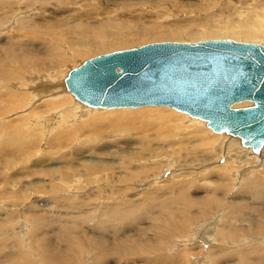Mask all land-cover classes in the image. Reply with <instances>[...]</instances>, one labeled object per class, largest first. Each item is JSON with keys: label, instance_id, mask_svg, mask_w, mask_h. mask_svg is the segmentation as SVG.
<instances>
[{"label": "rangeland", "instance_id": "1", "mask_svg": "<svg viewBox=\"0 0 264 264\" xmlns=\"http://www.w3.org/2000/svg\"><path fill=\"white\" fill-rule=\"evenodd\" d=\"M227 1L226 3L224 0H82V8L80 7L78 11L80 12L79 17L84 10L104 12L106 9L110 11V8L116 12V17L123 16L136 21V23L130 22V26H126L127 33L137 34L144 31L146 35L139 39L133 37L135 39L121 46L115 45L108 49L109 45H107L89 54L78 55L68 70L90 56L111 50L135 47L154 41H175V39L163 38L162 35L152 36L150 32L152 24L163 25L177 19V22L180 20L183 26L191 24L194 27V24L204 20L223 24L221 21L226 19L230 18V21L238 19L234 17H237L240 12L244 13L243 10L246 9L243 8L244 0ZM194 7L198 11H192ZM24 11L26 14L34 15L36 13L35 15L38 17L36 20H43L39 17L42 10H38L37 6ZM25 13L23 12L21 15L25 16ZM66 13L67 11L62 14ZM73 13L76 15V12ZM62 14L61 16H63ZM43 15L44 18H49L52 23L61 26L62 19L60 18L62 17L59 16V11L55 12L53 17H50L48 12H44ZM80 19L82 21L85 18ZM57 22L59 23L57 24ZM60 26H58V30L63 31ZM186 34L188 33H182L179 37H186ZM120 35H124L122 31H108L106 33L109 41L107 44L115 40H111L112 37L117 38ZM204 38L203 31H200L192 41ZM70 96L75 100L71 94ZM41 102L42 98L37 97V101L35 100L29 108L25 106L20 112H26L34 107L35 111L42 115L43 110H46L47 107L43 105L37 109L36 107ZM250 103L247 101L240 106ZM93 108L102 107L93 106ZM117 108L123 109V107ZM15 115L18 114H14L10 118L15 119ZM185 117L187 123L192 122L190 119H198L188 114ZM198 120L202 121L204 126L211 131L205 125L204 120ZM61 122V119H56L53 124L47 122V125L50 123L48 126L44 127L43 125L44 139L42 141L39 140L40 129H35L34 135L38 137L36 140L35 137L33 140L31 139L32 142H18L19 137L16 141L9 139L8 145L4 143L0 146V264H48L44 257L46 254L59 257L68 261L69 264H162L158 259L159 256H166L170 260L173 259V256L176 259L181 258L180 246L176 244V238L174 239L175 235H178V230L174 232V235H170L166 226V235L164 236L160 232L162 225L168 224V214H174L183 220L190 219L191 224L186 232L190 241L185 249L192 248L198 251L202 248L203 250L199 251L198 255L207 256L210 259L207 261L208 264L215 263L209 255L208 249L211 247L236 248L240 244L247 245L248 239L253 240L249 244H254L259 254V256L253 257V264H264V229H255L257 225H260L258 224L259 215L264 212V143L260 149L262 151L257 154L251 153L250 149L248 152H244L243 149L247 147L239 145L237 137H230L219 132L220 135L221 133L225 135L220 143L222 146L217 145L215 149L213 148V152L209 153L213 157H210L209 154L207 156L206 152L202 151L200 145L193 142L196 141L193 136L187 135V133L181 135L183 131L180 132L179 139L175 134L172 136L173 132L171 133L168 128H152L150 130L148 128L147 136H143L135 131L126 134L122 130H116L117 128L111 126L110 123L103 122L100 123L98 134L92 131L93 126L91 128L89 125H85L81 129V133L75 132V139L72 140V137L67 135L65 137L63 134L62 137L56 135V132H61ZM48 128L49 131H46ZM157 129L158 131H156ZM17 134H14V137L18 136ZM220 138L221 136L218 139ZM229 142L232 147L227 146ZM234 147L236 150H233ZM246 156L255 158H252L251 161L249 157V161L245 163ZM205 158L208 160H204ZM228 161H232L234 165L230 174L228 172L224 175V173L218 172L217 169L227 166L224 163L228 164ZM236 167L243 170L249 168L250 173L246 175L248 171L246 173L243 171L242 174L240 172L242 169ZM135 170L137 173L134 172ZM254 172L257 173L254 174ZM180 179L190 180L198 186L194 190L187 191L194 202L193 205L189 203L184 206L185 209L181 203L184 192L181 187L185 188V183H180L182 184L180 186L178 184ZM172 184L179 187L181 196L178 195V190H174ZM157 185H162L164 191L171 187L173 189L166 196L164 192L161 193L163 190L156 189ZM244 189L249 190L243 193ZM254 192L256 195L261 192L263 197L255 198ZM147 195L149 201H152L151 203L143 198ZM161 197L171 203H169L170 207H165L166 211L162 210V213L158 205L152 206L156 203L160 204L161 200L158 198ZM244 197L246 199L242 202L243 206L239 205V214L242 219L236 222V227L239 226L240 230L246 229L245 233L240 235L241 240L232 241L228 238L230 241L223 242L226 234L230 233L227 230L217 235L216 238L220 242H216L214 239L208 243L203 242L201 236L205 229L201 230L197 227L206 221L207 226L211 227L208 237L211 235L213 238L219 226V218L223 217L225 208L232 211L231 205L238 206V201ZM205 199L207 202L209 200L210 204L199 207L197 202L205 203ZM153 201L155 202L153 203ZM187 207H189L188 210ZM189 211L193 212L195 218L191 219L187 216ZM121 213L123 217H121ZM213 219L217 220L214 225H212ZM155 227L158 228L159 233L156 232ZM29 230H33V233H29ZM35 232H37L36 236ZM96 237L106 243H111L107 247L116 248L115 243H118L120 250L114 248L113 252L117 251L118 253L108 255L107 258L104 257L94 250V246L91 248L90 241L92 239L94 241ZM127 246H130L129 248L132 250L128 255L126 254ZM141 247L144 250L142 253ZM145 247L151 249L146 250ZM120 252L123 253L120 254ZM192 255L191 253L190 256H186L193 259L195 256ZM227 260L228 262L224 261L218 264H241L240 260L236 258L228 257ZM186 264L188 263L186 262Z\"/></svg>", "mask_w": 264, "mask_h": 264}, {"label": "bare ground", "instance_id": "2", "mask_svg": "<svg viewBox=\"0 0 264 264\" xmlns=\"http://www.w3.org/2000/svg\"><path fill=\"white\" fill-rule=\"evenodd\" d=\"M224 1L226 2L227 0ZM243 4H245L243 8H246L243 10L244 13L240 12L237 17H234L235 19L236 18L238 19L233 21H230L229 18L224 21H221L223 24H220L219 22L214 23L215 22L214 21L213 23H211L210 20H204L203 22L194 24V27H192L191 24H187L183 26L181 24L182 22H180V20L177 22L176 19L170 23H165L163 25L152 24L150 32L152 36L162 35L164 36L163 38L175 39V41L191 40V42H193L192 39H194L199 34L200 31H203L205 38L200 40L230 38L235 41H240V40L251 41V42H256L258 44L262 43L261 45H263L264 44V0H244ZM82 5H83L82 0H64V1L62 0H0V146L4 145V143H7L8 145L9 139H13L14 141H16L17 138L19 137L20 139L18 140V142L20 141L28 142V143L32 142L31 139L33 140L35 137L36 140V138L38 137L37 135H34L35 129H40L41 135H39V140L42 141L44 139L43 125L45 127L48 126L50 123L53 124L56 119L62 120V122L60 123L61 132L59 133L56 132V135H58V137H62L63 135L65 137V135H67L68 137L69 136L72 137V140L75 137V132L77 133L78 131L81 133L82 132L81 129L85 125H89L90 127L93 126L92 131H95L98 134V130L101 125L100 123L108 122L110 123L111 126L116 127L117 128L116 130H122L126 134L135 131L137 133H141L143 136H147V131L149 132V130L152 128H158V129L168 128L171 131V133L173 132L172 136H174L175 134L178 136L177 139H179L180 137L179 134L181 131H183L181 132L182 133L181 135L184 134L186 135L187 133V135L193 136L194 139L196 140L193 142L197 143L196 145H200L201 146L200 148L202 149V151L206 152L207 156L210 152L211 153L213 152L212 149L213 148L215 149L217 145L222 146L220 145V143L225 136L224 134H222L223 132L221 133V135L219 134V132H217L218 134L213 132L212 130L211 132L204 126V123L198 119L195 120L189 118L190 121L192 120V122L187 123V121L185 120L186 114H183L185 112L179 113L180 111L177 112L178 110L175 111L174 109L166 105H144L148 107L139 106L136 107L137 109L134 107L133 108L123 107V109L117 107H110V109H105V108H93V106L88 107L86 106V104L85 105L79 104L80 102L78 103L77 101L72 99L70 93L67 92V90L63 86V78L66 72L68 71V68L72 66L75 57H77L78 55L82 56L89 54L90 52L104 48L107 45H109L108 49L113 48L115 45L121 46L135 39L133 37L136 38L138 37L139 39L146 35L144 31L139 32L137 34H134L133 32L127 33L126 26H130V22L136 23V21L126 19L123 16L116 17L117 16L115 15L116 12L110 8H109L110 11H107L108 9H106L104 12L101 10L99 12L97 10L95 12H93L94 10L93 11L82 10L83 12L79 17L80 12L78 11L80 10V7ZM34 6H37L38 10H42V14H39V17L43 19L42 20L43 22L38 21L39 19L36 20L37 17V15H35L36 13H34L35 16L31 13H27V14L25 13L26 11L24 10ZM192 9H193L192 11H198L195 7ZM57 11H59V16L62 17L60 18L62 19L60 23L61 26L58 24L59 22H57V24L63 29V31L58 30V26L52 23L51 20L49 21V18H44L43 15L44 12H48V15L50 17H53L55 16V12ZM66 11H67L66 14H62ZM23 12L25 13V16L21 15L23 14ZM73 12H76V15ZM61 14L63 16H61ZM82 17H84L85 19L81 21L80 18ZM108 31H112V32L122 31L124 35H120L117 38L112 37L111 40L114 39L115 40L107 44L109 42L106 36V33ZM185 32L188 33L186 34V37H179V35ZM71 37H73L74 39ZM37 97H39L40 99L42 98V102L36 108L39 109V106H43V105L47 107L46 110L45 109L43 110L44 112L42 115L37 111H35L36 109L34 107H32L30 110L26 112L25 111L20 112V110H22L25 106H28L29 108L35 102V100L37 101ZM242 102L246 103L247 100L235 102L232 104V107H239L241 104H243ZM140 107H144V108H140ZM14 114H18V115L14 116L15 119H11L10 116ZM47 122L50 123L47 125L46 124ZM27 123H30V125H27ZM158 129L156 131H158ZM46 131H49V128ZM17 133H20L22 135H18ZM14 134H17L18 136L14 137ZM219 136H221L220 139H218ZM233 144L235 143L233 142ZM227 146H231L230 142L227 143ZM233 150H236V148ZM243 150L244 152H248L249 148L247 147L246 149ZM209 156L213 157L212 154H209ZM249 157L251 158V161L252 158H255L254 156H246V159H244L245 163L249 161L250 159ZM204 160L207 161L208 159L205 158ZM232 161H228V164L224 163L227 166H221L220 164L221 167H219L218 169L216 168L217 171L224 173V175H226V173L228 172L230 174V170L234 168ZM236 168L242 169L240 167H236ZM248 169L246 170L242 169L240 172H242V174L243 171L244 173H246ZM251 169L254 171L252 167ZM207 171L211 172V170L208 169ZM134 172L137 173L136 170ZM249 173L250 171H248L246 175ZM255 173L257 172H254V174ZM186 181L180 179L178 183L180 186H182V184L180 183L183 184L185 183V188H182L183 186L181 187V189L184 190L183 194L180 193L178 186L175 187V185L172 184L174 190L179 191L178 195L181 196L182 194L181 203H183L182 205L184 209H185L184 206L189 205V203H192L193 205L194 202L193 201L194 199L193 200L191 199L187 191L192 189L194 190L195 188L198 187L197 185H194L193 182H191L190 180H186ZM162 185H157L156 189H158L159 191L163 190L164 187H162ZM172 187L171 189L168 188L166 191L163 190L161 193L164 192V195L167 196V194L172 191L173 189ZM247 190L249 189H244L243 193H245V191ZM253 195L255 196V198L263 197V194L261 192H259L257 195L254 192ZM206 196L209 197L208 195ZM164 197L158 198L161 200L160 204L156 203L152 205L154 207L155 205H158L161 213L163 209H165L166 211V208L171 206L170 205L171 203L167 200L165 201ZM143 198H145L146 201H149L148 195L147 197L143 196ZM246 198H248V196H246ZM246 198L244 197L241 199V201H238L237 204L238 206L233 207L231 205L232 211L230 209L225 208L223 212L224 213L223 217L219 218L218 221L219 226L215 234L213 235V238H211V235L210 237H208L210 234L209 228L211 227L207 226L206 221L202 222V225H199L197 227V229L200 228L201 230L205 229L203 235L201 234L203 242L208 243L212 239H214L216 242H220V240L216 238L217 235L224 233L227 230H229L230 233L226 234V237L224 238L223 242L230 241L228 240V238L231 239L232 241L241 240L240 235L244 234L246 229L243 228V230L242 229L240 230L238 228L239 226L236 227L237 225L236 222H239L242 219V216H240L239 214L240 212L239 205L243 206L242 202ZM154 202L155 201H153V203ZM204 202L205 203L197 202V205L199 207H203L207 204L208 205L210 204L209 200L207 202V200L205 199ZM188 209L189 207H187V210ZM100 212L102 213V211ZM168 212L171 213V211ZM121 215H122L121 217H123L122 213ZM168 216H169V220H167L168 224L167 225L164 224L165 226L162 225L163 227L161 228L160 232L165 236L166 226L168 227V233L170 235H174V232L178 230V235H175L174 239L176 238V244L180 246L179 252L181 253V258L178 257V259H176L173 256V259L175 261L173 259L172 261L168 259L166 256H162V257L159 256L158 258L159 261L162 262V264H186V262L188 264H201V263L203 264L204 262L208 264L207 261L209 258L207 256L203 257L198 255L199 251L201 252L203 250L202 248L198 249V251L197 249H192V248L185 249V247L189 244L188 241H190L189 240L190 238L188 239V235H186L187 228H189V225L191 224L190 219L188 218L187 220H183L179 218V216L178 217L174 216V214H168ZM187 216H189L191 219H193L192 217L195 218V215L193 216V212L191 211H189ZM175 217L179 218V220L177 219L178 220L177 221ZM215 222H217V220L213 219L212 225H214ZM258 224L260 225H257L255 229H264V212L261 215H259ZM155 230L157 233H159L157 227H155ZM32 231L33 230H29V233L30 232L33 233ZM36 233L37 232H35V236ZM92 241H90L91 248L92 246H94V250L102 254L106 258L108 255H112L113 253L117 252V251L113 252V249L115 247L113 246L107 247L108 244L111 243H106L101 238L96 237L94 238V241L93 242ZM252 242L253 240L248 239V241H246V243H248L247 245L240 244V246L236 248L230 247L225 249L226 247L223 248L220 246L211 247L210 249H208L210 251L209 254L211 256L210 258L214 259L215 263L213 262V264H218L219 262H224V261L228 262L227 260L228 257H232V259L236 258L240 260L241 264H253V257L259 256V254L256 246L254 244H249ZM181 245H182V249H181ZM115 246L118 250H120L118 243H115ZM129 247L127 248L128 251L126 253L127 255L130 254V252L132 251ZM140 249H142L141 251L142 253L144 251L143 247H141ZM144 249L147 250L151 248L145 247ZM122 253L120 252V254ZM191 253L193 254L192 256H195L193 259L187 257L188 255L190 256ZM44 257L47 260L48 264H69L68 261H64L63 259L53 255L46 254Z\"/></svg>", "mask_w": 264, "mask_h": 264}, {"label": "water", "instance_id": "3", "mask_svg": "<svg viewBox=\"0 0 264 264\" xmlns=\"http://www.w3.org/2000/svg\"><path fill=\"white\" fill-rule=\"evenodd\" d=\"M63 86L87 106H169L254 154L264 143V45L256 42L164 40L111 50L70 68ZM244 100L251 103L232 107Z\"/></svg>", "mask_w": 264, "mask_h": 264}]
</instances>
